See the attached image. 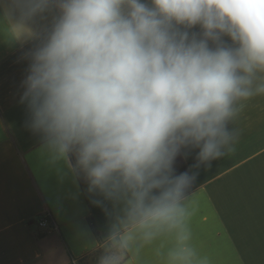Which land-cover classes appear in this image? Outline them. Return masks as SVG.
<instances>
[{
  "label": "clouds",
  "instance_id": "obj_1",
  "mask_svg": "<svg viewBox=\"0 0 264 264\" xmlns=\"http://www.w3.org/2000/svg\"><path fill=\"white\" fill-rule=\"evenodd\" d=\"M49 0H35V12ZM151 5V6H150ZM59 0L25 80L33 131L90 190L128 198L141 227L177 234L171 264H194L182 201L200 163L235 150L230 127L264 94V0ZM199 25L202 36L188 31ZM228 37L232 42L226 45ZM226 149V151H225ZM124 239H127L125 234ZM116 255L100 264H118ZM198 264H208L207 259Z\"/></svg>",
  "mask_w": 264,
  "mask_h": 264
},
{
  "label": "crops",
  "instance_id": "obj_2",
  "mask_svg": "<svg viewBox=\"0 0 264 264\" xmlns=\"http://www.w3.org/2000/svg\"><path fill=\"white\" fill-rule=\"evenodd\" d=\"M34 7L35 0H0V264H74L115 239L125 255L118 264H171L175 230L141 227L126 196L90 190L75 158L71 167L53 159L31 129L25 80L61 15L59 0ZM185 30L202 36L199 25ZM230 127L239 131L235 150L211 167L194 166L195 152L179 158L197 174L182 201L194 264H264V94L243 102ZM45 214L50 221L40 227Z\"/></svg>",
  "mask_w": 264,
  "mask_h": 264
},
{
  "label": "rangeland",
  "instance_id": "obj_3",
  "mask_svg": "<svg viewBox=\"0 0 264 264\" xmlns=\"http://www.w3.org/2000/svg\"><path fill=\"white\" fill-rule=\"evenodd\" d=\"M175 168L177 172L182 171L181 165L178 163V161H176ZM83 176L85 175L83 174ZM103 247L104 248L102 252L93 254L87 257L83 261L74 262V264H100L101 259L106 255H116L117 257H119L118 263L125 259L124 253L122 252L119 245L114 240L111 242H107V244H105Z\"/></svg>",
  "mask_w": 264,
  "mask_h": 264
},
{
  "label": "trees",
  "instance_id": "obj_4",
  "mask_svg": "<svg viewBox=\"0 0 264 264\" xmlns=\"http://www.w3.org/2000/svg\"><path fill=\"white\" fill-rule=\"evenodd\" d=\"M71 161H72V164H73V167H74V165H75V161L72 160V159H71ZM177 161H178V163L181 165L182 171H185V169H184L183 165L181 164V161H180L179 158L177 159ZM77 170H78V169H77ZM182 171H180V172H182ZM77 176H78L79 180H80L82 183H84L85 181H87L86 177L83 176V174L79 173L78 171H77ZM190 187H192V182L190 183V185H189V186L187 187V189L185 190V193L190 189ZM47 220L50 221V218L47 217ZM115 242L118 244V242H119L118 239H115ZM103 248H104V247L102 246V247L99 248L94 254H97V253L102 252Z\"/></svg>",
  "mask_w": 264,
  "mask_h": 264
},
{
  "label": "built area",
  "instance_id": "obj_5",
  "mask_svg": "<svg viewBox=\"0 0 264 264\" xmlns=\"http://www.w3.org/2000/svg\"><path fill=\"white\" fill-rule=\"evenodd\" d=\"M37 223L40 227H46L47 226V215L45 214L44 216H41L38 220Z\"/></svg>",
  "mask_w": 264,
  "mask_h": 264
}]
</instances>
